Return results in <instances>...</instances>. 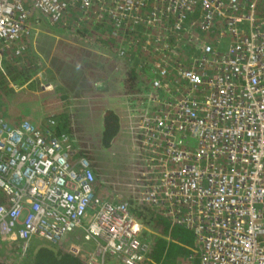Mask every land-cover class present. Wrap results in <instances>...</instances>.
<instances>
[{
	"label": "built area",
	"instance_id": "1",
	"mask_svg": "<svg viewBox=\"0 0 264 264\" xmlns=\"http://www.w3.org/2000/svg\"><path fill=\"white\" fill-rule=\"evenodd\" d=\"M33 10L51 25L73 13L105 24L115 56L133 51L147 71L134 192L191 233L196 264H264V0H0V70L25 51ZM47 116L0 117V243L23 252L79 232L94 243L87 264H143L150 247L127 199L102 182L96 193L88 158Z\"/></svg>",
	"mask_w": 264,
	"mask_h": 264
},
{
	"label": "rangeland",
	"instance_id": "2",
	"mask_svg": "<svg viewBox=\"0 0 264 264\" xmlns=\"http://www.w3.org/2000/svg\"><path fill=\"white\" fill-rule=\"evenodd\" d=\"M33 13L36 12L33 10ZM38 18L39 20H36ZM33 21L38 22L34 23ZM31 22H33L35 27L32 30V34L25 37L24 44L27 53H23L21 55L22 59H18L17 61H24L29 55L34 68L39 69L41 72L39 82L47 78L48 73L50 74L49 68H51L52 75L57 79L55 80L58 82L57 84H62L56 77V72L53 69L57 68L59 75L66 70L68 72V68L73 67L78 72V66L76 67V65L79 62H85V66L92 65L93 68L97 67L100 70H106V68L109 70L108 83L105 82V77L100 75L102 78L96 82L97 90L93 91L91 98L87 97V100L94 98L92 102H88L91 105L90 109L86 105L82 109H79V116L76 120L71 119L74 116V112H72L71 121L66 120L65 126L68 129L67 134L71 137L74 148L81 150L84 156H88V160L90 159L89 162L95 177V183L99 186L96 193L102 196L103 190V195H106L104 187L101 185L102 179V183L106 187L120 193L122 192L125 198L130 197L131 200L134 198L135 202H140V197L134 191L137 190L136 186L140 183L139 165L141 157L139 156V150L133 145L132 136L135 132L133 122L139 113L145 109L147 111L152 109V104L147 101L151 93V87L148 85L147 71L135 69L137 62L133 56V51H131L129 59L115 56L110 47L112 42L117 43V41L107 36L108 28L105 24L93 22L92 20L89 23H79L73 16L71 18H64L55 25H50L45 18H41L38 14L32 16V20L28 23ZM105 43H108L109 48L104 46ZM79 50H81V53L77 55V51ZM84 51L89 52L90 56H84ZM84 57L86 58L84 59ZM130 59H133L134 62L131 63ZM10 60H13V58H10ZM46 69H48V73ZM100 72L102 73V70ZM131 74H134V76L132 77ZM122 77L129 78V82L134 83L135 86L138 83L137 91H133L131 87H128L126 84L128 79H124L119 83L121 87L116 92L113 89L115 88L113 81L118 82ZM77 78L76 76L75 80ZM31 86L35 87V85ZM63 87L59 88L65 90ZM136 92L139 95L132 94ZM0 93H2V90ZM112 93L118 94L119 103H116L113 99L110 101L109 98H111ZM121 97L125 98L128 103L136 98L139 99L131 103V106L128 107V112ZM27 98L30 99L27 104L7 107L5 97L0 94V117L8 122H15L25 118L40 126L44 125L48 117L47 115H52L56 118L55 125L61 123L62 118L65 119L67 112L60 110L56 112L49 105L42 106L40 101L32 100L33 96L31 95ZM114 105H116L115 108H113ZM105 109L117 112L120 127L115 135L116 137L114 136L110 144L107 147L101 148L99 147L98 139L102 113ZM59 112L61 116H59ZM93 165H96V167ZM37 240L42 241L38 238ZM28 242L30 243L31 240ZM71 242L77 244L79 252L83 254L94 248V243L91 240L84 239L80 236L79 232L70 233L69 239L61 243L68 248ZM19 245H21L19 242L4 243L2 247L0 246V256L5 261L16 264L17 256H20L22 253ZM4 246H11V250L8 252L4 251Z\"/></svg>",
	"mask_w": 264,
	"mask_h": 264
},
{
	"label": "trees",
	"instance_id": "3",
	"mask_svg": "<svg viewBox=\"0 0 264 264\" xmlns=\"http://www.w3.org/2000/svg\"><path fill=\"white\" fill-rule=\"evenodd\" d=\"M73 14L71 17H73ZM37 20H39V18ZM117 45V43L112 42L110 47L111 51L114 52ZM104 46L108 47V43H105ZM26 50L27 49L25 48L23 53H25ZM129 55L130 54H126L124 57L129 59ZM18 59H22L21 56L15 60H10L9 58L5 59L2 69L0 70V91L2 90V93L0 94L5 97L7 107L27 104L28 101H30V99L27 98L29 95L33 96L32 100L40 101L42 106L49 105L53 108L61 105L63 99V101L67 100L68 93L59 88L57 85L58 82L55 81L57 79L52 75L51 68H49L50 74L48 73V69H46L48 76L45 80H42L49 83L52 88L45 93L40 92L39 78L35 77L32 79L37 72H40L39 69L34 68L29 55L24 61H17ZM130 61L131 63L134 62L133 59H130ZM89 68H93V66L90 65ZM97 75L98 74L96 73L95 76ZM100 78H92L93 83L100 81ZM11 84L16 85L17 87L26 84V90L20 89L15 91L11 87ZM31 85H35V87H32ZM60 111L67 113L66 117L64 116L65 119L62 118V122L54 126L53 131L56 134L68 132V129H66L65 126L66 120L71 121L70 118L73 115L72 112L70 113V110ZM73 112L75 116L76 112ZM59 116H61L60 112ZM119 127L118 115L110 109H105L102 113V120L100 122L99 147H107L117 134ZM67 128L69 127L67 126ZM77 152L84 156V153L81 152V150H78ZM126 199L129 204L130 212L139 222L140 238L141 240L148 242L150 247L143 264H187L188 262L196 264V255L193 252L194 244L192 241V235L188 230L181 226L170 224L155 213L154 209L144 201L135 202L134 200H131L130 197H126ZM28 243L29 242L25 245L24 251L21 255L17 256L16 264H87L85 254L82 252L71 253L61 242L50 244L43 240L39 241L37 238H32L31 242ZM2 244L0 245L1 247L4 245ZM4 247L5 249L3 250L6 252L11 250V246ZM0 264L12 263L5 261L4 258L0 256Z\"/></svg>",
	"mask_w": 264,
	"mask_h": 264
},
{
	"label": "crops",
	"instance_id": "4",
	"mask_svg": "<svg viewBox=\"0 0 264 264\" xmlns=\"http://www.w3.org/2000/svg\"><path fill=\"white\" fill-rule=\"evenodd\" d=\"M33 15H36V14L33 13ZM30 20H32L31 17H29V21ZM31 27L32 28L35 27L33 22H31ZM80 49L82 50V48H80ZM81 50L77 51V55H79L81 53ZM83 54H84V56H88V57L90 56V53L87 51H84ZM85 58L86 57H84V59ZM85 65H86L85 62L78 63V72H77L76 68L75 69L68 68L69 71L67 72V70H66L65 72H62L61 75L58 74L57 68L53 69L56 72V75H57L56 77L58 78V80L60 82H62V84L59 83L57 85L59 87H61V86L63 87L65 85V87H63V88L68 93V98L65 101H63L64 100L63 99L61 101V105H59L58 107H56V108H53L51 106L50 107L55 109V111L70 110V113L75 111L76 112L75 115H77V116H73L71 118L72 120H76L77 117L79 116L78 115L79 109H82L85 105L88 107V109H90V107H91V105L88 102H92L94 98L87 100V97L91 98L93 91L97 90V83H93L92 78H94V77L100 78V75H102V77L103 76L105 77L104 78L105 82L108 83V80H109L110 74H109V70L107 68H106V70L102 69V73L101 72L99 73V71H101L99 68H97V67L96 68L95 67L89 68V66H85ZM96 73L98 74L97 76H95ZM76 76L78 77L77 80H75ZM131 76L133 77L134 74H131ZM124 79H128V82H126L128 87H131V89L133 91H137L138 83H137V86H135L134 83L129 82V78H123L122 77V78H120V81H118V82L113 81V84L115 86V88H113V89L116 92H117L118 88L121 87V85L119 83L121 82V80H124ZM84 88H85V90H84ZM89 89H91V90H89ZM132 94L139 95L138 92L132 93ZM109 99H110V101H111V99H113L116 103H119V100H120V99H118V94H114V93L111 94V98H109ZM137 99H139V98H136L132 102L128 103V101L125 98H122L124 105H126V109L128 110V112H129L128 107L131 106V103H134V101H137ZM115 107H116V105L113 106V108H115ZM114 113L117 114V112L115 110H114ZM118 117H119V115H118ZM98 142H99V139H98Z\"/></svg>",
	"mask_w": 264,
	"mask_h": 264
},
{
	"label": "flooded vegetation",
	"instance_id": "5",
	"mask_svg": "<svg viewBox=\"0 0 264 264\" xmlns=\"http://www.w3.org/2000/svg\"><path fill=\"white\" fill-rule=\"evenodd\" d=\"M32 30L33 28L30 26V29H29V34H32ZM30 36V35H29ZM80 63V62H79ZM52 65V63H50ZM78 66V64L76 65V67ZM73 69H75L73 67ZM138 118V117H137ZM137 118L134 120L133 122V126H134V129H135V132H137ZM116 137V136H115ZM116 139V138H115ZM94 167H96V165H93ZM101 182H102V179H101ZM105 186V185H104Z\"/></svg>",
	"mask_w": 264,
	"mask_h": 264
},
{
	"label": "clouds",
	"instance_id": "6",
	"mask_svg": "<svg viewBox=\"0 0 264 264\" xmlns=\"http://www.w3.org/2000/svg\"><path fill=\"white\" fill-rule=\"evenodd\" d=\"M51 86V85H50ZM52 88V87H51ZM31 122V121H30ZM34 124V123H33Z\"/></svg>",
	"mask_w": 264,
	"mask_h": 264
}]
</instances>
